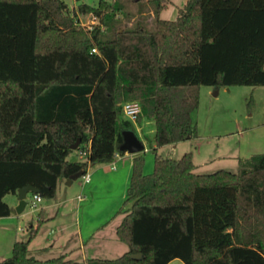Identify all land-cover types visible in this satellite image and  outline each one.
<instances>
[{"label":"trees","instance_id":"1","mask_svg":"<svg viewBox=\"0 0 264 264\" xmlns=\"http://www.w3.org/2000/svg\"><path fill=\"white\" fill-rule=\"evenodd\" d=\"M150 1L152 27L119 26L116 1L70 9L64 0H0V217L11 213L6 194L30 185L51 199L59 181L123 154L125 101L139 102L137 123L154 122L155 142L151 173L133 155L116 212L126 252L37 259L28 247L35 228L0 264H264V152L239 158L237 172L211 173L195 172L191 152L156 153L198 136L200 85L264 86V0H186L172 20L159 16L167 0ZM79 14L98 23L81 27ZM75 151L85 154L70 161Z\"/></svg>","mask_w":264,"mask_h":264},{"label":"rangeland","instance_id":"2","mask_svg":"<svg viewBox=\"0 0 264 264\" xmlns=\"http://www.w3.org/2000/svg\"><path fill=\"white\" fill-rule=\"evenodd\" d=\"M69 8H75L79 3H86L91 6L97 5L99 0H64ZM116 1L122 6V13H117L119 26L130 25L131 22L141 21L148 27H152L154 21V8L156 2L150 0H108ZM166 8L159 13L160 18L166 19L175 17L177 9L182 7L186 0H167ZM78 25L86 29H92V25L98 23V19L94 16L78 15ZM91 27V28H89ZM122 119L126 117L122 114ZM193 119L197 125L198 136L193 139L180 141L173 144H166L157 147V155L164 158L178 159L185 152L192 153V159L196 165L195 172L211 173L216 170L224 169L231 172L239 170V158H248L254 154L264 152V86L262 85H232V86H205L198 87V107L193 113ZM131 128L144 145V150L136 154H141L143 157V172L149 174L153 170L155 154L152 148L155 147L154 142V122L147 118H142L139 123L131 122ZM72 153L71 157H80V152ZM125 157H130L134 154H125ZM124 156V155H123ZM76 159H74L75 161ZM113 163L100 164L102 170L106 167L115 164ZM124 162V160H118ZM117 161V163H118ZM128 185V184H127ZM126 185V187H127ZM91 184H84L81 177L74 180L72 185H62L57 191L58 200L66 197L69 200L71 211H75L77 205L76 196L78 194L84 196L88 202L84 203L79 208L77 223L82 225L89 222L92 227L101 223L107 218H104L106 210L111 207L117 198V187L99 186L96 191L90 193ZM127 189H125L126 192ZM89 191V192H88ZM90 194V195H89ZM17 194H6L4 201L8 203L13 210V218L7 220L6 216L0 218V261L11 255L12 247L11 240L16 236L17 240H22L26 236V231H22L19 227H25L27 222L31 221L37 214L38 208L31 210L29 205H26L21 213L15 212ZM28 197L31 193H28ZM50 200L44 199L41 204H46ZM122 202V201H121ZM62 207V206H61ZM60 207V209H61ZM129 204L125 207L128 208ZM62 210V209H61ZM60 210V212H61ZM119 216V215H117ZM69 217V216H68ZM59 215L54 221L51 219L38 237L34 240V245H39L42 242L40 238L44 231L52 233L50 230L57 232L58 223H66L70 225L73 215L68 218ZM68 218V219H67ZM74 219V218H73ZM75 220V219H74ZM11 221V222H9ZM6 223H12L6 225ZM75 223V221L73 222ZM17 227L19 229H17ZM54 232V234H55ZM100 235V234H99ZM90 241L86 246V252L89 254V248L96 239ZM99 237V238H98ZM127 250V245L122 243ZM79 252L72 258L76 259ZM35 257L41 260L58 256L57 251L39 252ZM100 256L116 258L118 256L113 251H100ZM112 254V255H111ZM109 259V257L107 258ZM169 264H184L180 259H175Z\"/></svg>","mask_w":264,"mask_h":264},{"label":"crops","instance_id":"3","mask_svg":"<svg viewBox=\"0 0 264 264\" xmlns=\"http://www.w3.org/2000/svg\"><path fill=\"white\" fill-rule=\"evenodd\" d=\"M174 18L175 17H170L166 19L172 20ZM74 153H77V152L75 151ZM125 154H128V153L124 152L123 154H119L117 161L124 160V162L118 161L117 163L116 161L114 164L115 167L112 169L110 168V165H109L106 167V170L103 171L101 169L102 165L100 164L88 167L87 173L90 175V180L88 182H85L82 176H80L82 179L83 185L91 184V187L89 190L91 194H93L96 191L97 187L99 186L108 185L109 189H111V187L112 188L115 186L117 187V198H115L114 200L115 204H113L111 207L109 206V208L106 210L105 215H104V218L106 216L107 218H105L103 222L98 223L95 227H92L88 221L85 222L83 226L79 225L78 224L79 222L77 223L79 208L84 203H87L88 200L84 199L85 198L84 196L78 194L76 196V199H77L76 209L75 211L74 210L71 211L72 208L69 207L71 204H68L69 200L66 197V191L64 192L65 198L63 200L60 201L57 198V191L61 187V184L64 186L68 185L65 183L66 179L59 181L58 186H57L56 195L53 198L49 199L50 201L46 204L42 205L40 202L39 203L40 206L38 208L36 216L34 218H31V221L27 222L24 228L19 227L22 231H26V236L22 240L28 239L31 232H33V230L37 228L36 232H34L29 242L28 247H29L30 256L35 257V254H33V251L36 253H39V252H49V251L51 252L52 250H55L57 251L58 254L56 255L58 256L64 254L70 259L77 260V261H83L89 258H104L100 256L99 254V252L102 250L104 251L112 250L113 253H116L118 256L122 255L124 252L127 251L125 246L122 245V243L124 242L120 241L116 234V227L120 223L123 217V214H117L116 212L125 199V196H126L125 189H127L126 185L129 182L131 168H132L133 155H130V157H125L126 156ZM74 159L78 160L79 157L73 158L71 157V155H69L70 161H74ZM195 170H196V165H195ZM73 182L74 180L69 185H72ZM16 198H17V195H16ZM43 200L44 199L42 198V201ZM17 203H18V199L16 201V205ZM60 207L62 210L60 209ZM10 208H11V213L9 216H6L7 220H11L13 218V215H12L13 210L11 206ZM59 215H62L64 217L66 216L70 217V215H73L75 217L71 218L70 225L66 223H62V224L58 223L57 232L53 231L52 228L50 230L52 233L50 234L49 232L44 231V233H42L40 237L42 239L41 244L34 245L33 242L40 234L41 230L43 229V226H45L46 223H48L51 219H53L54 221ZM39 219H42L43 222L40 226H37ZM74 221L75 223H73ZM11 224L6 223V225H11ZM19 228L17 227V229ZM98 235L100 238L98 237L99 239H96L97 241H94L91 244V247L88 249L89 254H87L86 252L87 244H89L90 241L94 240V238ZM14 237H15L14 240H11V247L13 243L17 240L16 236ZM77 252H79L78 255L76 256L78 258L76 259L72 258ZM118 256H115V257H118ZM108 257L113 258L114 256L113 257L107 256V258ZM175 259H178V258H175ZM175 259L171 260L170 262L174 261Z\"/></svg>","mask_w":264,"mask_h":264},{"label":"water","instance_id":"4","mask_svg":"<svg viewBox=\"0 0 264 264\" xmlns=\"http://www.w3.org/2000/svg\"><path fill=\"white\" fill-rule=\"evenodd\" d=\"M122 134V143L119 145V151L126 152L128 154H136L140 151L144 150V145L142 141L137 137L131 129H126L121 132ZM79 145V140L75 141L73 144L70 145V148L75 150ZM82 175V171L76 172L71 174L66 179V184H71V182ZM37 192V188L32 187L30 185H25L17 190V199L18 203L15 207L17 213H21L25 206L27 205V195L28 193H35ZM132 258H140V253H135L131 255Z\"/></svg>","mask_w":264,"mask_h":264},{"label":"built area","instance_id":"5","mask_svg":"<svg viewBox=\"0 0 264 264\" xmlns=\"http://www.w3.org/2000/svg\"><path fill=\"white\" fill-rule=\"evenodd\" d=\"M91 28V27H89ZM92 52H97L96 48L91 49ZM141 111V107L138 101L129 100L122 103V114L126 117V119L131 122H136L137 116ZM85 153L83 152L82 155ZM119 157V153H116V158ZM114 164L110 165V168H114ZM82 178L85 182L90 180V175L86 172L82 175ZM42 201L41 196L38 194H31L30 197L27 196V205L30 206L31 210H35L38 208V204Z\"/></svg>","mask_w":264,"mask_h":264}]
</instances>
